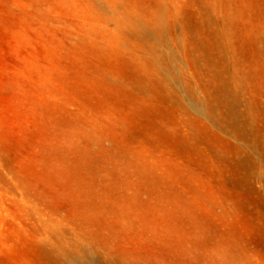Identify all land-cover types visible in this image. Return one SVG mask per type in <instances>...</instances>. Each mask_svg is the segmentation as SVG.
<instances>
[{
    "label": "rangeland",
    "instance_id": "374dc122",
    "mask_svg": "<svg viewBox=\"0 0 264 264\" xmlns=\"http://www.w3.org/2000/svg\"><path fill=\"white\" fill-rule=\"evenodd\" d=\"M0 264H264V0H0Z\"/></svg>",
    "mask_w": 264,
    "mask_h": 264
}]
</instances>
